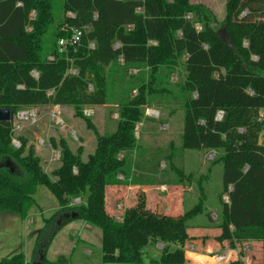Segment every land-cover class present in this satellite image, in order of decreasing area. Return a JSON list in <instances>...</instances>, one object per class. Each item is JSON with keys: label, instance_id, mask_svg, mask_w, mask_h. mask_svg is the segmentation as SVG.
<instances>
[{"label": "trees", "instance_id": "1", "mask_svg": "<svg viewBox=\"0 0 264 264\" xmlns=\"http://www.w3.org/2000/svg\"><path fill=\"white\" fill-rule=\"evenodd\" d=\"M51 26L55 33L50 40L45 36ZM72 29L83 31L81 46L60 49L59 41L69 38ZM173 50L187 56L182 149L216 152L214 164L223 167L217 197L221 214L217 220L209 218L220 231L215 241L231 250L242 243H262L264 264V144L259 145L264 134L259 113L264 110V0H227L222 23L191 0H62L60 5L56 0H0V109H11L15 118L28 108L74 107L83 117L85 107L107 104L106 89L97 79L101 67L120 58L125 65L145 63L154 72L149 84H162L160 72L175 58ZM148 89L143 84L137 97L122 101L116 129L96 133V148L87 160L66 140H52L60 166L51 175L33 150L25 152L24 138L15 148L14 122L0 123V213L25 220L40 186L60 207L44 219L29 261L20 253L0 264H62L48 261L47 253L72 220L101 230L102 264H194L185 248L197 240L189 233L190 222L205 213L200 181L199 203L180 215L154 212L142 191L121 221L108 210L109 191L118 194L136 183L126 153L135 149L136 127L147 118ZM76 199L80 205H73ZM158 244L161 256L153 261L146 249ZM189 256L200 263L218 262L193 252Z\"/></svg>", "mask_w": 264, "mask_h": 264}, {"label": "rangeland", "instance_id": "2", "mask_svg": "<svg viewBox=\"0 0 264 264\" xmlns=\"http://www.w3.org/2000/svg\"><path fill=\"white\" fill-rule=\"evenodd\" d=\"M56 2L60 5L62 0H56ZM191 3L206 6L220 23L226 19L227 0H191ZM56 12L58 13V11ZM187 18L191 19L192 14H188ZM54 29L55 26H51L45 38L53 39ZM196 29L200 31L201 26L197 25ZM178 35L181 36V33L178 32ZM149 45H156V43L150 42ZM118 46L116 45V47ZM175 51L173 50L174 54ZM177 53L173 61L163 66L160 72V77L163 79L162 84L157 82L156 85L154 83L152 86L149 83L153 80L154 72L145 63L139 64L135 62L131 65H125L123 58H120L117 62L107 67H101L97 79L101 80V86L106 89L107 104L98 107H85L83 111L91 110L93 112L92 116H86L90 120L89 122L84 119L85 114L83 117L80 116L74 107L62 108L59 121L54 120L52 117V113L55 110L53 106L22 110L21 112H26L28 116L30 115V118L28 117V120H19L18 117L14 118L15 128H20L19 130L15 129V142L13 143L15 148H17L16 146L20 147L19 138H24L27 141L25 152L33 150L35 155L42 159V168L48 175H51L60 166V152L57 150H54L57 153L52 151L50 146L52 140H66L74 153L81 150V158L85 161L88 155L93 153L96 148V133L104 135L105 133L113 132L119 120L122 101L137 97L141 86L146 84L149 89L146 92L148 101L145 117L148 116L149 119L146 122L147 117L143 121L144 124L142 122L137 125L135 130L137 145L133 151L126 153V158L133 164L132 179L134 182L170 184L179 180L178 174L183 171V166L186 162L194 167L191 172L195 173L204 169L203 173L205 174L208 168H211L210 184L205 183L207 190H204L206 196L205 213L197 216L190 223H199L204 220L207 222L208 203L218 197L222 190L223 167L221 164H214V160L219 156L217 153L209 155L210 152L207 151L206 153H199L194 150L182 149L184 104L187 100L186 95L183 94V87L186 82L184 65L187 56L180 57ZM72 71L76 72L75 70ZM33 76L37 78L38 74L33 72ZM89 90L90 92L94 90L92 85L89 86ZM34 113L37 115L36 120L31 119V114ZM259 113L264 121V110H260ZM43 143L44 146L42 147ZM262 144H264V134L262 135ZM209 156L213 157L208 160ZM123 157L124 154H120V158ZM203 163H205L204 166ZM120 179L123 180V176H120ZM193 188L199 189L198 186ZM123 190V192L118 194L113 193L115 190L109 191L108 194V210L118 221H121L124 211L133 206L137 196V193L129 191L128 188ZM34 198L36 205L29 211L35 219L34 224L29 228L30 231H27L24 225L22 226V236L25 237L24 252L29 256L34 248L37 232L44 225V219L49 218L60 209L57 199L43 186L37 188ZM227 198L228 196H224L223 199L227 200ZM199 200L197 203H199ZM80 203V199L73 201V205H80ZM150 203L149 207L154 212L175 214L173 203L171 204V202L167 203L155 196L153 199L150 198ZM197 203L191 207L187 206L185 212L193 209ZM212 213L210 212L209 218ZM6 215L5 213L0 214V239L2 241L6 240V243H13L17 234L14 227L17 224L15 222H12L13 224L3 223V218ZM10 226H12V229H10ZM8 230L10 232L5 234ZM73 232H77L79 235H73ZM9 236L11 237L9 238ZM199 237L200 239L198 240L203 244L201 242L203 241L202 237ZM215 238V235H212L210 237L211 242ZM195 241L185 248L186 256L190 260L189 253L192 252L190 247L196 245ZM146 251L149 259L153 261L160 259L161 251L156 246H150ZM213 253V258L225 256L226 262L244 260L246 264H262L263 244L259 242L242 243L235 250L229 249L228 244H219L213 248ZM11 254H13V250L9 247L0 250V257H9ZM47 259L50 262H60L62 264H102L101 230L94 228L91 232H85L81 220H72L58 234L50 246ZM197 263L200 264V262Z\"/></svg>", "mask_w": 264, "mask_h": 264}, {"label": "crops", "instance_id": "3", "mask_svg": "<svg viewBox=\"0 0 264 264\" xmlns=\"http://www.w3.org/2000/svg\"><path fill=\"white\" fill-rule=\"evenodd\" d=\"M61 108H65V107H61ZM148 117V116H146ZM149 117L147 118L148 122ZM144 124V122H143ZM50 144V143H49ZM44 146V143L42 144V147ZM51 146V145H50ZM53 152L54 149L51 147ZM199 153H206V151H197ZM60 154V153H59ZM211 154H216V152H210L209 155ZM192 156V155H190ZM211 156L208 157V160H210ZM212 159V158H211ZM213 160V159H212ZM205 163H203L204 166ZM194 167L190 166V164L188 162H186L183 166V171L181 173L178 174V181L176 182H171L170 184H164V183H157V184H150V183H145V182H136L135 185L128 187L129 191H133L135 194L140 191H142L143 193L146 194V196L148 197V206L151 204L150 203V198H154L155 196L167 203H169L170 201H173V206L175 204L174 207V215H180L185 213V208L191 207L192 205H194L195 203L198 202V199L200 197V193L198 192L199 189H194L193 187L195 186V188L198 186V184H196L198 181H200L202 183V188L204 190H207V187H205V183L210 184V180H211V168H208L207 173H203V170H198L196 173L195 172H191V169H193ZM190 169V170H189ZM209 186V185H208ZM155 195V196H153ZM157 201V200H156ZM206 201V199H205ZM226 203L229 202L228 198L227 200H224ZM205 204V202H204ZM209 205V212H213L211 215V218L213 220H217L218 217L221 214V208L218 202V198L215 197L212 201H209L208 203ZM7 214L6 217L3 218V223H11L13 224L14 222L17 224L16 227H14V229H16L17 234L15 237V240L13 241V243H6V240L2 241V239H0V250L1 249H5L6 247H9L13 250V254H11V256H1L0 259H10L12 257H14L15 255H18L20 253H23L25 255L26 261H29L32 257V252L31 255H27L24 252L25 249V237L22 236V229H23V225L24 228L27 231H30V227L34 224V218L32 217V213L29 212L27 218L25 220H22L20 215L17 214H13V213H6V212H2L0 214ZM203 215V214H202ZM40 216V215H38ZM11 222H10V221ZM8 221V222H6ZM13 222V223H12ZM83 222V221H82ZM15 226V225H14ZM191 226V230H190V235L197 237L196 245H192L190 248L192 250L193 253L197 254V255H203V256H208V257H212L213 258V248L216 245H219L217 242H215V240H213V242H211L212 240H210V237L212 235H215V237H218L220 234V231L216 228H212L213 224L210 222L209 217L207 216V222L204 220L203 222H199V223H190ZM83 228L85 232H91L94 230V227L88 225L87 223L83 222ZM10 229H12V226H10ZM10 232V230H8L5 234H8ZM1 235V233H0ZM73 235H79V233L77 232H73ZM12 236V235H11ZM9 236V238L11 237ZM58 236V235H57ZM202 237L201 241L203 244L200 243V237ZM214 237V236H213ZM56 239V238H55ZM54 239V241H55ZM23 241V244H22ZM53 241V242H54ZM35 243V241H34ZM53 244V243H52ZM15 245V246H13ZM34 247V246H33ZM158 250H162L163 246L161 244L156 245ZM30 258V259H29ZM194 259H191V261ZM196 262V263H195ZM194 264H199L197 263V261H193ZM200 264H205V263H200Z\"/></svg>", "mask_w": 264, "mask_h": 264}, {"label": "built area", "instance_id": "4", "mask_svg": "<svg viewBox=\"0 0 264 264\" xmlns=\"http://www.w3.org/2000/svg\"><path fill=\"white\" fill-rule=\"evenodd\" d=\"M71 16H73L72 14H70ZM33 17L35 16L34 14L32 15ZM83 38V31L79 30V29H72L71 30V35L69 38H63L59 41V46L60 49H64L66 48L68 45H71L73 47H80L81 46V41ZM90 50L95 49V45L94 43H91L89 46ZM53 58L51 57L50 60H52ZM72 73H76L73 72ZM38 78V77H37ZM52 94V92H50V95ZM54 107V112L52 113V117L54 120L59 121L61 119V112H62V108L61 106H53ZM85 116H92L93 112L91 110H85L84 111ZM19 120H28L30 118V115L28 116V114L26 112H19L17 114V116ZM27 117V118H26ZM29 117V118H28ZM37 115L36 113L31 114V119L36 120ZM223 119V113L219 112L217 114V120L221 121ZM17 129V128H15ZM20 128H18L17 130H19ZM15 142V140H13V143ZM20 145V144H19ZM17 148H19V146H16ZM215 155V154H214ZM213 157V156H211ZM213 159V158H212ZM226 257L225 256H219L217 257V263L216 264H222V263H226Z\"/></svg>", "mask_w": 264, "mask_h": 264}, {"label": "water", "instance_id": "5", "mask_svg": "<svg viewBox=\"0 0 264 264\" xmlns=\"http://www.w3.org/2000/svg\"><path fill=\"white\" fill-rule=\"evenodd\" d=\"M14 120L13 111L11 109H0V123H11ZM259 145H262V136L259 138ZM73 218L75 214L71 215Z\"/></svg>", "mask_w": 264, "mask_h": 264}]
</instances>
